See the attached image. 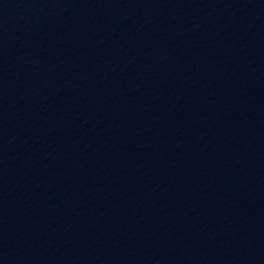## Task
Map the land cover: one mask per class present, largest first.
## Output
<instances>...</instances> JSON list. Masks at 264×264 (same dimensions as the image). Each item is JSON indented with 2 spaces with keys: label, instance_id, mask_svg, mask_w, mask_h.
Returning a JSON list of instances; mask_svg holds the SVG:
<instances>
[{
  "label": "water",
  "instance_id": "water-1",
  "mask_svg": "<svg viewBox=\"0 0 264 264\" xmlns=\"http://www.w3.org/2000/svg\"><path fill=\"white\" fill-rule=\"evenodd\" d=\"M0 264H264V0H0Z\"/></svg>",
  "mask_w": 264,
  "mask_h": 264
}]
</instances>
